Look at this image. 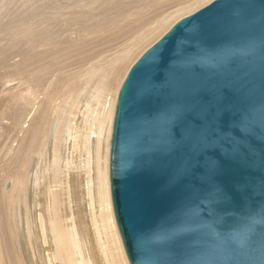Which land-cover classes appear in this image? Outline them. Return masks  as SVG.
I'll list each match as a JSON object with an SVG mask.
<instances>
[{
	"label": "water",
	"instance_id": "1",
	"mask_svg": "<svg viewBox=\"0 0 264 264\" xmlns=\"http://www.w3.org/2000/svg\"><path fill=\"white\" fill-rule=\"evenodd\" d=\"M110 189L130 264H264V0H213L135 61Z\"/></svg>",
	"mask_w": 264,
	"mask_h": 264
},
{
	"label": "bare ground",
	"instance_id": "2",
	"mask_svg": "<svg viewBox=\"0 0 264 264\" xmlns=\"http://www.w3.org/2000/svg\"><path fill=\"white\" fill-rule=\"evenodd\" d=\"M212 1L0 0V264H130L110 189L121 77Z\"/></svg>",
	"mask_w": 264,
	"mask_h": 264
},
{
	"label": "rangeland",
	"instance_id": "3",
	"mask_svg": "<svg viewBox=\"0 0 264 264\" xmlns=\"http://www.w3.org/2000/svg\"><path fill=\"white\" fill-rule=\"evenodd\" d=\"M170 29V28H169ZM168 29V30H169ZM167 30V31H168ZM166 32V31H165ZM164 32V33H165ZM163 33V34H164ZM162 34V35H163ZM161 35V36H162ZM160 36V37H161ZM159 37V38H160ZM159 38H157L156 40H158ZM154 42H156V41H153L151 44H150V46L154 43ZM150 46H148V47H150ZM101 47V46H100ZM99 47V48H100ZM147 49V48H146ZM145 49V50H146ZM144 50V51H145ZM143 51V52H144ZM142 52V53H143ZM141 53V54H142ZM140 54V55H141ZM139 55V56H140ZM139 56L137 57V58H139ZM137 58L133 61V63L137 60ZM70 59H68V60H64V61H62V64H65V63H67L68 61H69ZM133 63H130V64H128L127 66H128V70L126 71V73H128V71H129V69H130V67L133 65ZM130 65V66H129ZM127 74H123V76L121 77V78H125V76H126ZM123 80L124 79H122V81H121V83L123 82ZM14 82H16V83H14L13 84V81L12 82H9V83H6V86H5V88H6V91H9V90H11L10 92H12L13 94H20V93H22L25 89H15V87L17 86V85H19V83L17 82V80H15ZM121 83H120V86H121ZM22 88V87H21ZM38 87H36V86H34V89H37ZM5 92V91H4ZM0 94H1V91H0ZM37 107V106H36ZM35 107V108H36ZM33 109V111H32V113H31V115L34 113V111L36 112V111H38V110H36V109ZM31 109V108H30ZM14 115L16 116V117H18V118H20L21 120V126H22V123H23V120H26L25 119V115H23V111H20V108L19 109H16L15 111H14ZM12 117H10V118H6V116L4 117V118H2L1 119V121H0V133H3L4 132V130H5V132H7V133H9V126L11 125V123H12V119H11ZM4 119V120H3ZM10 120V121H9ZM29 120V119H28ZM7 121V122H6ZM9 122V123H8ZM6 123V124H5ZM29 122H27V124H28ZM27 124H25V126L27 125ZM7 128V129H6ZM23 131V128L22 129H20V128H18L17 130H16V133H14V132H12V136L10 135V137H11V145L13 146V148L15 149V150H17V148L19 147V143H21V140H14L16 137H15V135H17V133H19V132H22ZM23 134V132L22 133H20L19 135L21 136ZM18 144V145H17Z\"/></svg>",
	"mask_w": 264,
	"mask_h": 264
}]
</instances>
